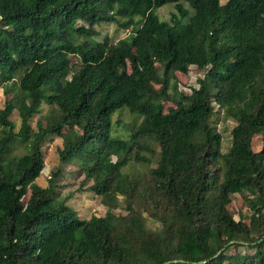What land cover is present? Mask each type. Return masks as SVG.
I'll return each mask as SVG.
<instances>
[{"label":"trees","instance_id":"16d2710c","mask_svg":"<svg viewBox=\"0 0 264 264\" xmlns=\"http://www.w3.org/2000/svg\"><path fill=\"white\" fill-rule=\"evenodd\" d=\"M109 23L129 35L96 39ZM191 67L197 87L173 90ZM0 88V264H264V0H0ZM121 109L141 120L111 139ZM219 119L234 123L225 151ZM53 137L59 164L40 187ZM16 142L27 151L9 158ZM66 172L83 179L62 196ZM82 189L104 216L67 205Z\"/></svg>","mask_w":264,"mask_h":264},{"label":"rangeland","instance_id":"374dc122","mask_svg":"<svg viewBox=\"0 0 264 264\" xmlns=\"http://www.w3.org/2000/svg\"><path fill=\"white\" fill-rule=\"evenodd\" d=\"M221 5H224L227 0H219ZM186 7V6H185ZM174 8L170 4L158 9L156 11L159 18L163 21H169L171 18V14H173ZM81 23V22H80ZM96 30L99 32V36L96 38L98 40H102L104 37H108L111 43L115 44L117 41L126 38L129 35V30H124L118 27L117 24L109 23V24H101L100 26L96 27ZM129 63H126V69H129ZM203 71H199L193 67L190 68L187 74L182 72H175L173 74V78L171 80V88L177 92H183L184 94H190L193 88L197 87V81L202 78ZM170 90V96L174 95V91ZM9 96H12L10 94ZM9 96L7 98H9ZM5 96L3 94V90L0 88V108L3 107V102L5 100ZM174 104L165 103L166 109L168 107H173ZM166 109L164 111H166ZM48 107L43 104L41 108V112L39 115L35 116L34 119L31 120V126L35 128L36 121L40 120L44 122L43 115L46 114ZM122 110V109H121ZM118 110L112 116V128L110 131L111 139L120 138V139H127L128 135L131 133V128L136 126L141 117L137 114L130 113L127 109H123L122 111ZM9 119L15 125V131L17 132L20 127V119L18 112L14 110L10 115ZM234 123L232 121L224 122L222 119H219L217 122V130L222 133L223 135V148L224 151L230 144V131ZM68 131L67 128H63L62 133H66ZM1 135V129H0ZM63 139L61 137H53L51 140H48L44 144L43 154H44V169L41 172L39 178L36 179L35 183L40 187L47 186V180L51 176L52 170H54L58 164V155L56 154L57 148H62ZM262 143V135H255L252 138V149L254 152H257L261 148ZM27 151V145L23 143L16 142L13 147L11 148L10 152L8 153V157H17L25 154ZM114 160V158H112ZM154 165H152L153 167ZM125 172H144L147 171L146 168L142 166H127L124 168ZM64 180H61L59 183V191L61 192L62 196H66L71 192H74L75 189L80 187L83 177L79 175H70L68 172L63 174ZM90 183L88 182L83 188L87 187ZM82 192L79 195L71 196L67 200V205L75 210L78 213V216L81 219H87L90 216L102 217L107 212V207L101 204L100 199L98 196L94 195L93 193L82 189ZM29 197V193L23 199L25 203ZM233 208L235 212H243L247 215L246 209L242 204L241 198L237 195L233 200ZM114 213L116 214H125V210L123 205L120 204L117 209H114ZM235 219H238V215L234 216ZM147 223L151 228H156L157 224L153 223L151 220L147 219Z\"/></svg>","mask_w":264,"mask_h":264},{"label":"water","instance_id":"95a60500","mask_svg":"<svg viewBox=\"0 0 264 264\" xmlns=\"http://www.w3.org/2000/svg\"><path fill=\"white\" fill-rule=\"evenodd\" d=\"M222 250H220L214 257L218 256L221 253ZM176 262L177 261H172V263H176ZM168 263H171V262H168ZM203 263H205V262H203V261L202 262H199V264H203Z\"/></svg>","mask_w":264,"mask_h":264}]
</instances>
